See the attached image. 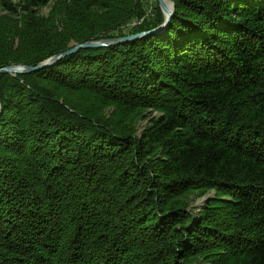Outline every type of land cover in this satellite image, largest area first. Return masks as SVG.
I'll list each match as a JSON object with an SVG mask.
<instances>
[{"label": "trees", "instance_id": "1", "mask_svg": "<svg viewBox=\"0 0 264 264\" xmlns=\"http://www.w3.org/2000/svg\"><path fill=\"white\" fill-rule=\"evenodd\" d=\"M170 1L157 33L0 73V264H264V0ZM0 5V67L164 20L157 0Z\"/></svg>", "mask_w": 264, "mask_h": 264}, {"label": "water", "instance_id": "2", "mask_svg": "<svg viewBox=\"0 0 264 264\" xmlns=\"http://www.w3.org/2000/svg\"><path fill=\"white\" fill-rule=\"evenodd\" d=\"M157 1H158V5H159V7L163 13V17H164L163 22L157 27L158 29L143 31V32H139V33H135V34H131V35H126V36H122V37H117V38H111V39L108 38V39H102V40H98V41H86L83 43H78V44L74 45L73 47H71V48H69L63 52L50 57L44 63L38 64L36 66L21 65V64L4 66V67H0V73H8V74L16 75V74H22V73H28L31 71H36V70H39L40 68H43L45 66L53 64L57 60L63 58L64 56H66L68 54L75 52L79 48L109 46V45L127 42V41H130L133 39H137V38H140V37L145 36V35H151V34L157 33L158 31L163 30L168 25L171 18L173 17V9H174V4L170 0H157ZM167 3L169 5H167Z\"/></svg>", "mask_w": 264, "mask_h": 264}, {"label": "rangeland", "instance_id": "3", "mask_svg": "<svg viewBox=\"0 0 264 264\" xmlns=\"http://www.w3.org/2000/svg\"><path fill=\"white\" fill-rule=\"evenodd\" d=\"M49 11H50V6H49V7H43V8H41V9H39L38 14H39L40 16L46 17V16L48 15ZM149 12H150V10L148 11V13H149ZM3 16H6V17H8V18H11V20H12V19H13V20H16V19L18 18V15H9V14H7V11L4 10L3 7L0 5V17H3ZM140 22H141V21H140ZM134 24H135V21L129 23L128 26L124 27L123 32L127 33V32L130 30V28H131L132 26H134ZM129 27H130V28H129ZM125 36H126V35H125ZM73 44H74V43H71V45H73ZM74 45H76V44H74ZM74 45H73V46H74ZM17 65H18V64H17ZM21 65H22V64H21ZM153 115H155V112L153 113ZM147 122H148V119H145V120L141 121L140 125L142 126L143 124H145V123H147ZM140 131H141V128H140V126H138L137 134H140ZM210 192H211V191H210ZM209 194H210V193H209ZM208 197H209V196H208V194H207V195L204 196V197H200V198H196V199H194V201L191 203V206L195 209V212H196V213L199 212V211L201 210V208H202V203H203ZM202 264H208V263H202Z\"/></svg>", "mask_w": 264, "mask_h": 264}, {"label": "bare ground", "instance_id": "4", "mask_svg": "<svg viewBox=\"0 0 264 264\" xmlns=\"http://www.w3.org/2000/svg\"><path fill=\"white\" fill-rule=\"evenodd\" d=\"M167 5H169V4L167 3Z\"/></svg>", "mask_w": 264, "mask_h": 264}]
</instances>
